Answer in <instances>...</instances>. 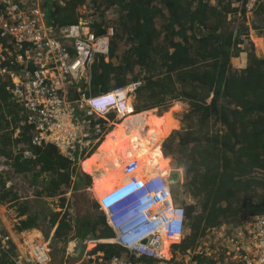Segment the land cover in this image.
Returning a JSON list of instances; mask_svg holds the SVG:
<instances>
[{"label":"trees","instance_id":"trees-1","mask_svg":"<svg viewBox=\"0 0 264 264\" xmlns=\"http://www.w3.org/2000/svg\"><path fill=\"white\" fill-rule=\"evenodd\" d=\"M80 7L93 10L79 12ZM236 7L231 0L43 3L47 23L55 28L88 17H96L89 22L96 34L106 32L109 24L113 26L108 60L100 54L92 64L93 92L135 83L133 104L138 111L158 107L165 111L172 101L188 104L182 113L176 114L181 127L173 131L179 139L178 148L188 150L184 156L188 163L186 177L192 187L190 195L195 199L185 205L186 224L192 235L188 242L180 244L182 248L194 246L198 235L206 229L235 227L249 214L264 213V54L255 53L249 36L250 31L254 36L263 31V5L251 15L249 24L244 9L238 15ZM255 42L259 45L261 40ZM7 78L0 76V155L5 166L0 172V205L18 199L21 193L15 190L16 181L11 180L21 176L34 185V197L59 196L63 207V195L73 175L74 190L81 185V171L55 146L31 144V129L25 122L23 106L7 89ZM127 102L134 113L129 104L131 97ZM173 106L159 119L163 117L174 129L178 123L173 116L179 105ZM142 133L146 131H136L137 135ZM119 143V139H114L110 147ZM159 145L155 135L136 137L97 155L102 182L94 181L82 164L87 187L94 184L101 196L105 192L97 188L99 184H113L123 173H141L144 168L163 173L166 166ZM162 149L169 168L181 171L175 165L180 155L174 144L163 142ZM26 150L30 155H24ZM99 151L98 148L91 156ZM130 161L136 163L126 166ZM8 163L12 166L10 171ZM5 171L9 185L1 175ZM42 173L45 176L39 178ZM173 194L175 197L174 190ZM27 207L28 204L20 212L25 213ZM45 209L43 206L41 212H26L19 221V229L37 228L46 237L53 229L52 237L61 245L64 256L72 230L69 214L66 212L58 220L60 211ZM38 234L31 232L29 239ZM104 248L107 256L119 252L116 245H97V249ZM63 256L59 264H63ZM199 260L216 262L212 256Z\"/></svg>","mask_w":264,"mask_h":264},{"label":"built area","instance_id":"built-area-1","mask_svg":"<svg viewBox=\"0 0 264 264\" xmlns=\"http://www.w3.org/2000/svg\"><path fill=\"white\" fill-rule=\"evenodd\" d=\"M44 1L0 0V76L8 77L7 89L23 106L31 144H51L76 165L81 153L100 139L102 127L113 125L104 114L110 107L107 96L124 92L128 98L136 84L93 92L92 64L97 54L108 60L113 26L109 24L106 32L96 34L89 22L80 19L55 28L47 23ZM231 1L233 7H238V15L242 8L244 14L253 15L260 5L264 13V0ZM100 107L105 109L100 111ZM24 155H30V151ZM1 160L4 157L0 155V172L5 168ZM172 189L160 171L144 168L141 173H123L114 187L96 199L113 231L107 243L116 245L119 252L107 256L97 249L96 241L88 248L86 240L77 263L135 264L133 258L144 257L153 264H209L199 258L212 256L214 264H264V213L249 214L235 227L210 229L204 247L182 248L185 205L178 202L179 197H173ZM164 239L172 240L169 255L162 249ZM10 240L12 235L0 216V251L7 248ZM24 243L26 250L13 257L14 264H50L51 249L41 236ZM172 246L174 250L170 251ZM66 251H71L69 246Z\"/></svg>","mask_w":264,"mask_h":264},{"label":"crops","instance_id":"crops-1","mask_svg":"<svg viewBox=\"0 0 264 264\" xmlns=\"http://www.w3.org/2000/svg\"><path fill=\"white\" fill-rule=\"evenodd\" d=\"M132 97V96H131ZM134 100L131 98V104L130 106L134 108ZM179 105V104H178ZM134 113L129 110V113L126 114L124 117L120 118L119 121L114 123L112 126L105 125L102 127L101 132L98 134V136H102V138L98 139L95 146H93L91 149L87 150L84 153H81V155L76 159V166L80 169L82 180L84 179V171L81 170L82 163L85 159L89 158L86 163H83V165L87 166V173L88 175L93 178L94 181H102L100 180V173L101 170L98 167L97 159L95 158L97 155L104 154L105 152L117 148L119 145H121L124 142H130L136 137H147L149 134H155V123L153 121L155 119H159L165 112H158V108L141 112L137 109H133ZM141 112V113H138ZM113 113L110 114L112 116ZM137 117L136 120H132L133 118ZM174 118V117H173ZM175 119V118H174ZM178 123L177 128L180 126V122L175 119ZM135 128L133 131L132 128ZM174 128V129H177ZM145 130L146 133H142L140 135L136 134V131L138 130ZM137 135V136H135ZM134 136V137H133ZM114 139H119L120 143L117 144L115 147H110L112 145V142ZM162 144V143H161ZM160 144V147H161ZM99 148V152L96 155L91 156L93 153L97 151ZM91 156V157H90ZM96 164V165H95ZM164 164L167 167L168 164L164 161ZM75 165V164H74ZM96 166V168H94ZM90 168V169H88ZM89 170V171H88ZM152 170V169H151ZM83 172V173H82ZM122 178V177H121ZM121 178L115 180V183L117 184ZM75 180V176H72V182ZM85 183H86V179ZM112 181L104 182L103 184H99V187L104 188L108 186V184H111ZM114 183V182H113ZM105 185V186H104ZM92 186V185H91ZM104 186V187H102ZM109 190V189H108ZM75 192L70 193V195L74 194ZM98 194V193H97ZM19 197L17 200H13L9 203L4 204V206L0 207V216H1V222L2 225L9 231V233L12 235V240L9 241V244L7 248L2 249L3 251H0V261L5 262L6 264H14L13 257H16L18 253L23 254L26 250V246L24 243V240L27 241L30 237L31 232H37L39 233L44 241V234L41 232V230L37 228H31V229H19V221L23 219L26 216V212H41L43 206L46 207L45 212L50 207L54 211H60V215L58 217V220L61 218L63 214L68 212L69 219L71 222L72 230L69 234L68 242L66 244V247H71L74 240L77 237L83 238V244L82 248L84 247V243L86 240L88 241H96L97 245H113L110 243H107L109 239L113 236L112 229L108 226V224L105 221V214L104 212L99 209L98 204L94 206H88L85 203V193H80L77 199L82 200L83 203L80 207L74 208L70 207L68 205L70 198L68 197L69 193L64 194L65 196V204L63 207H61L59 196L57 197H48L45 194L40 196L41 198L34 197V191L28 195H22L18 194ZM99 195V194H98ZM56 201H59L56 208L54 207V203ZM80 203V204H81ZM26 204H28V207L25 211V213H21L20 210L24 207H26ZM2 210V211H1ZM57 220V222H58ZM53 229L49 232V238L52 237ZM85 235H93L92 237H85ZM53 238V237H52ZM107 248L100 249L106 253ZM66 254V255H65ZM78 261V255L76 257H73L70 254V251H65L64 258H63V264H80L77 263ZM66 262V263H65ZM50 264H53L50 262ZM59 264V263H58Z\"/></svg>","mask_w":264,"mask_h":264},{"label":"rangeland","instance_id":"rangeland-1","mask_svg":"<svg viewBox=\"0 0 264 264\" xmlns=\"http://www.w3.org/2000/svg\"><path fill=\"white\" fill-rule=\"evenodd\" d=\"M84 10H93V8L92 7H87V8L80 7L78 9L79 12H83ZM46 14L48 16V13H46ZM251 15H252L251 13H247V14L245 13L246 23L247 24L250 22V20L252 18ZM95 18L96 17H88L85 20L87 22H90L91 19H95ZM249 36H250V38L252 39V41L254 43L255 53L258 54V55L264 54V31H262L261 35H256V36H254L252 34V32L250 31ZM257 39H260L261 40V43L259 45H258L257 42H255ZM98 55L99 54H97L96 57ZM133 93H134V91H131L130 97L132 96L131 97L132 99L134 98V94ZM178 104H179V107H178L177 111L174 112V116L173 117L180 122V120L177 118V115L176 114L182 113V111L187 107L188 104L172 101L168 105V109L166 111L170 110L171 108L174 109V106L173 105H178ZM158 112L159 113L162 112L161 111V107H158ZM154 123H155V134L153 132V134H149L148 137L151 136V135L157 136L159 138V140H160V144L161 143L163 144V142H167V143L168 142H172L174 144L175 148L177 149L179 155H180V157L177 158L175 165H179L180 168H181V170H182L183 168L186 167L185 164H184L186 162L184 156H186V154L188 153V150H186V152H185L184 150H182V148H178L179 139L176 138L175 135H174V133H173V131H176V130H178L181 127V123H180V126L177 129H173V127L170 125V123L167 120L165 121V119L163 117L161 119H155ZM99 138H102V136H100ZM162 144H161V147L159 145V148L162 151V155H163L164 161L166 162L165 156L163 154ZM6 167L10 168L9 169V171H10L12 166H11L10 163H8ZM88 169H90V168H88ZM81 170L83 171L82 168H81ZM86 172H87V170H86ZM84 173H85V171H84ZM1 175L5 178L6 184L9 185L10 182L7 181L8 177L6 176V171L3 174H1ZM43 176H45V174L42 173L39 176V178H42ZM29 178L30 177H28V179ZM84 179H85V177H84ZM84 179L82 180V183H81V185L79 186V188L77 190L76 189L74 190L73 183H70V185H69V187L67 189V194L69 193L68 197L70 198V201H69L68 205L70 207L77 208V207H79V205L81 207L83 201L77 199L78 197L80 198V196H79L80 193H85L86 194V196H85V203H86V205L87 204H88V206L97 205V201H96L97 198L94 196V193H93L94 184H91L92 186L87 187V184L85 183V180ZM14 181H16V183H17V185L15 186V190L18 193H21L22 195H25V194L30 195L33 192L34 185L29 184V180L26 181V180L23 179V177L20 176V178H15V179L13 178L11 180V182H14ZM100 182H102V181H100ZM21 183L23 184V186L21 185ZM18 185H20V186H18ZM115 185H116L115 182L113 184L109 185V186H106V187H104L105 186L104 185V186H102V187H104L102 189V191L103 192H106L108 189L114 187ZM172 187H173V190L176 192V196L179 197V200H178L179 203L184 204V205H187L188 203L195 202V199L193 198V196L190 195L191 190H192V187L188 183L187 177H186V183L184 185H182L179 182H176V183H173L172 184ZM99 188H101V187H99ZM72 192H75V194L70 195V193H72ZM96 192H98V191H96ZM58 203H59V201H56L54 203V207L55 208H56V206H57ZM1 206H4V205H0V207ZM4 208H5V206H4ZM224 226H226V225H224ZM191 235H192V231L190 230L189 226L187 224H185L184 238H183V240H182L181 243L188 242L190 240V238H191ZM208 235H209V230L206 229V231L204 232L203 235H198V237H197V239L195 241V245H198L199 247H204V244L203 243H204V241H206L207 239H209ZM87 236L88 237H92L93 235H85V237H87ZM44 239L48 242V246L51 249V254H50V256H51V263L58 264L59 263V260L63 256L62 255V251H61V245L59 243H57V241H55V239H53L52 237L49 238L48 236L47 237L44 236ZM162 249L165 252H167L168 244L162 245ZM169 249H170V251H173L174 250V246L170 247ZM167 255H169V254H167ZM63 258H64V256H63ZM133 261L135 262V264L137 262L139 264H153V261L151 259L144 258V257H142L139 260H135L133 258Z\"/></svg>","mask_w":264,"mask_h":264},{"label":"clouds","instance_id":"clouds-1","mask_svg":"<svg viewBox=\"0 0 264 264\" xmlns=\"http://www.w3.org/2000/svg\"><path fill=\"white\" fill-rule=\"evenodd\" d=\"M124 95H125L124 92H119V93H116L114 95L109 94L107 96V101H108L107 105L110 107L108 110H106L104 112V114H105V116H107L109 118V120L111 122H113V124L116 123L117 121H119L120 118L124 117V115L129 113V111H128L129 105L127 102V98ZM129 104H131V102ZM99 109H100V111H103L105 109V107L104 108L100 107ZM133 109L134 108L132 107V110ZM111 113H113L112 116H110Z\"/></svg>","mask_w":264,"mask_h":264},{"label":"water","instance_id":"water-1","mask_svg":"<svg viewBox=\"0 0 264 264\" xmlns=\"http://www.w3.org/2000/svg\"><path fill=\"white\" fill-rule=\"evenodd\" d=\"M185 168H183L181 171H180V178H181V181L180 183L182 185H184L186 183V168L188 166V163L185 162ZM176 173V171H173V174ZM178 173L175 174V178H178ZM179 180V179H176V180H173V183H176V181ZM82 244H83V238L82 237H77L72 246H71V251H70V254L73 256V257H76L80 251H81V248H82ZM80 264H85V263H80Z\"/></svg>","mask_w":264,"mask_h":264},{"label":"bare ground","instance_id":"bare-ground-1","mask_svg":"<svg viewBox=\"0 0 264 264\" xmlns=\"http://www.w3.org/2000/svg\"><path fill=\"white\" fill-rule=\"evenodd\" d=\"M128 111H129V109H128ZM88 159H89V158L85 159V160L83 161V163H86ZM83 163H82V164H83ZM173 171H175V170H173V169H171V168H169V167H168V168H163V169H162V172L164 173V175L167 176L168 181H169L171 184H173V180H176V179H179V180H177L176 182H179V183H180V181H181V178H180V177H181V176H180V171H176V173L179 174V175H178V178H175V177H174L176 173L173 174ZM93 193H94V196H95L96 198L99 197V195H98L97 192H96V188L93 189ZM172 195H173V197H174L173 189H172ZM174 198H175V197H174ZM170 241H171L170 239H164L162 245L169 244ZM71 246H72V245H71ZM93 246H94V241H89V242H88V248L93 247ZM70 249H71V247H70ZM167 254H168V252H166V255H167Z\"/></svg>","mask_w":264,"mask_h":264}]
</instances>
